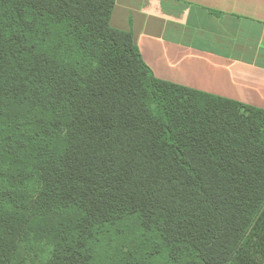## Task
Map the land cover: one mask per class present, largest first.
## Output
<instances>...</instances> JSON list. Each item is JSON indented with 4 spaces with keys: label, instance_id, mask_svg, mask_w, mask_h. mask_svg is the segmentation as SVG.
I'll use <instances>...</instances> for the list:
<instances>
[{
    "label": "trees",
    "instance_id": "16d2710c",
    "mask_svg": "<svg viewBox=\"0 0 264 264\" xmlns=\"http://www.w3.org/2000/svg\"><path fill=\"white\" fill-rule=\"evenodd\" d=\"M116 0H0V264H264V109L157 77Z\"/></svg>",
    "mask_w": 264,
    "mask_h": 264
},
{
    "label": "crops",
    "instance_id": "0c3cea01",
    "mask_svg": "<svg viewBox=\"0 0 264 264\" xmlns=\"http://www.w3.org/2000/svg\"><path fill=\"white\" fill-rule=\"evenodd\" d=\"M111 24L157 77L264 109V0H116Z\"/></svg>",
    "mask_w": 264,
    "mask_h": 264
}]
</instances>
